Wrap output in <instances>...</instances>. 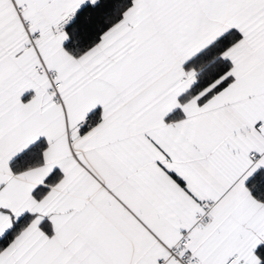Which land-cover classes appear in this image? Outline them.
Returning a JSON list of instances; mask_svg holds the SVG:
<instances>
[{
    "label": "snow or ice",
    "instance_id": "1",
    "mask_svg": "<svg viewBox=\"0 0 264 264\" xmlns=\"http://www.w3.org/2000/svg\"><path fill=\"white\" fill-rule=\"evenodd\" d=\"M0 264H264V0H0Z\"/></svg>",
    "mask_w": 264,
    "mask_h": 264
}]
</instances>
